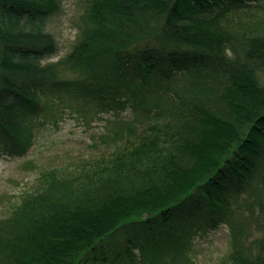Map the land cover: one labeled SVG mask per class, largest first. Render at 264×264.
I'll use <instances>...</instances> for the list:
<instances>
[{
    "label": "trees",
    "instance_id": "obj_1",
    "mask_svg": "<svg viewBox=\"0 0 264 264\" xmlns=\"http://www.w3.org/2000/svg\"><path fill=\"white\" fill-rule=\"evenodd\" d=\"M63 1L0 0V152L32 147L54 97L114 119L98 154L42 167L10 201L0 264H86L139 231L223 220L264 170V0H83L50 60Z\"/></svg>",
    "mask_w": 264,
    "mask_h": 264
},
{
    "label": "rangeland",
    "instance_id": "obj_2",
    "mask_svg": "<svg viewBox=\"0 0 264 264\" xmlns=\"http://www.w3.org/2000/svg\"><path fill=\"white\" fill-rule=\"evenodd\" d=\"M62 6L47 25L59 45L58 53L50 60H58L72 49L85 10L83 0H64ZM73 98L54 97L55 117L36 127L34 144L26 153L0 152V216L10 211L11 200L16 201L23 190L35 185L42 167L76 154H98L97 145L103 148L101 135L108 121L114 119L113 114L95 112L83 96ZM253 177L246 188L229 197L224 209L228 215L223 220L213 224L202 219L199 226L188 225L177 231H139L130 240L117 243L105 258L91 259L86 264H240L243 252L250 259H255L251 255L264 258V218L257 216L264 206V170ZM237 251L241 255L234 257Z\"/></svg>",
    "mask_w": 264,
    "mask_h": 264
}]
</instances>
